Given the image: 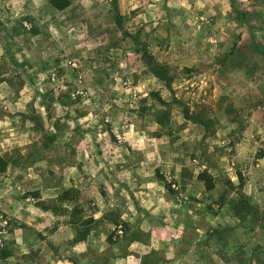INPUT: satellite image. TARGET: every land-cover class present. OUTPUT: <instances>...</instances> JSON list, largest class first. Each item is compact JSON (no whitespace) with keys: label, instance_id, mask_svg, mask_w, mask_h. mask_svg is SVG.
Instances as JSON below:
<instances>
[{"label":"rangeland","instance_id":"374dc122","mask_svg":"<svg viewBox=\"0 0 264 264\" xmlns=\"http://www.w3.org/2000/svg\"><path fill=\"white\" fill-rule=\"evenodd\" d=\"M69 1L0 0V264H29L49 220L42 231L75 223L97 250L175 264L164 254L188 251L176 215L204 199L239 220L210 230V251L264 264V195L242 192L248 174L264 189V143L245 162L236 148L264 109V0Z\"/></svg>","mask_w":264,"mask_h":264},{"label":"crops","instance_id":"0c3cea01","mask_svg":"<svg viewBox=\"0 0 264 264\" xmlns=\"http://www.w3.org/2000/svg\"><path fill=\"white\" fill-rule=\"evenodd\" d=\"M1 53L2 46L0 45V54ZM263 115L264 109L253 114L254 119H252V124L246 128L242 139L237 144L236 148L238 150V157L244 162L256 154L259 147H263L264 122L259 120V117ZM0 124H4L1 119ZM0 137H2L1 133ZM256 161H258V170L262 169L264 166V158L257 159ZM248 177V184L244 186L242 192L246 196L264 195V189L257 187L250 189L251 176L248 174ZM232 180V184L237 186L238 184L235 179L232 178ZM186 194L197 196L192 189L186 190ZM203 201L204 203L196 204L193 208L189 207L183 209V212H189L190 227H186L185 224L182 223L181 220L184 218L182 211H178V215H176L178 222L174 225V229L180 230L178 243H181V241H184L181 244L187 243L188 251L175 252L172 256H169L166 252L164 258L165 260L172 259L177 261L175 264H234L227 263L224 260V256H226L225 254L212 253L207 244H209L208 239L210 238L211 229L237 225L239 220L236 216L228 214L225 208H219L216 213H213L210 205L208 206V204H210L208 203V200L204 199ZM140 207L142 209L144 208L142 204ZM97 218L98 217H96V219ZM38 223L40 226H37V224L34 226L37 228V231L42 232V237L35 234L37 239L32 237L28 242V247L34 248L39 244L38 247L44 249L42 251H34V254L31 253L32 255L29 264H98L97 260L100 258H106L109 264H136L134 261L139 258L136 254H129L128 256L121 258L120 255L112 251L108 250L102 252L97 250L96 247L92 245V241L95 240L91 232L92 229L88 230L87 235H85L86 231H83V228L85 227H81L78 224L63 223L56 232L52 233L48 230H42L44 228L47 229L51 224L56 225L57 223H53V221L50 220L44 224H42L43 222ZM30 232L34 234L33 231L30 230ZM63 234H66L67 236L64 239ZM91 248H93L94 251ZM143 255L146 254H141V256ZM19 260L21 261V259ZM39 261L40 263H38ZM185 261H187V263Z\"/></svg>","mask_w":264,"mask_h":264},{"label":"trees","instance_id":"16d2710c","mask_svg":"<svg viewBox=\"0 0 264 264\" xmlns=\"http://www.w3.org/2000/svg\"><path fill=\"white\" fill-rule=\"evenodd\" d=\"M50 3L52 4V6H54L56 9H58L60 11L67 9L70 6L69 0H50ZM236 15H237L236 18H237L238 22L243 24L244 21H243L242 14L236 12ZM145 56H146L147 65L151 69L152 73L157 78H159L161 81L165 82L168 86H171V83L174 80V78L172 76H170L168 69H167V66H165L163 64H159L158 62H156L154 60V58L148 53ZM190 119H191V117H190ZM195 122H200V121L195 120ZM257 158L258 159L264 158V152L260 151L257 155ZM10 165H11V161L8 160L7 158L3 157L2 155H0V174L6 173ZM238 178L240 180L239 188L242 189L244 186V179L240 173H238ZM198 179L204 183L205 188L208 191L213 190L216 186L215 179H214L213 175H211L207 170L200 173L198 176ZM169 190L172 193H174V191H173V189H171V187L169 188ZM30 194L33 196L34 199L39 200L37 205L42 207L44 203H43V201H40L41 200L40 193L34 192V193H30ZM87 233H88V231L85 232V235H87ZM78 240H79V238H78Z\"/></svg>","mask_w":264,"mask_h":264}]
</instances>
